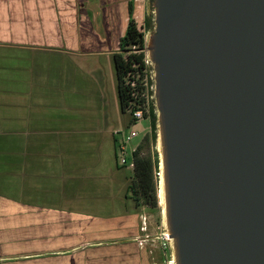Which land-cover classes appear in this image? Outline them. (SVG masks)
I'll return each instance as SVG.
<instances>
[{"label": "water", "instance_id": "obj_1", "mask_svg": "<svg viewBox=\"0 0 264 264\" xmlns=\"http://www.w3.org/2000/svg\"><path fill=\"white\" fill-rule=\"evenodd\" d=\"M169 264H264V0H148Z\"/></svg>", "mask_w": 264, "mask_h": 264}, {"label": "crops", "instance_id": "obj_2", "mask_svg": "<svg viewBox=\"0 0 264 264\" xmlns=\"http://www.w3.org/2000/svg\"><path fill=\"white\" fill-rule=\"evenodd\" d=\"M16 1L20 4V0H0L2 34L5 5ZM129 1L28 0L29 26L23 29L21 18L16 17L11 36L20 38L16 32L27 31L29 43L36 45V30H46L47 24L54 23L58 30L67 25L68 31L69 25L74 35L78 31V39L72 37V41L85 45L97 40L103 47L107 38L96 30L100 20L101 32L111 37L108 45L118 49L128 25ZM69 11L73 12L71 21L66 18ZM118 23L121 27L124 23L120 31ZM67 59L84 58H61V63ZM25 72L32 82L24 91L33 92L34 71ZM79 75L87 80L84 96L96 103L87 107L81 103L79 118L74 120L67 117L72 115L68 106L55 103L62 112L59 121H66L61 128L46 127L47 116L35 114L40 111L35 103H23L21 113L20 101L14 98L13 129L6 133L16 139L14 172L12 194H0V264H165V252L159 245L164 244L163 229L149 233L147 222L143 231L141 216L150 213L144 205L128 202L130 185L116 163L119 137L113 133L116 127L107 109L103 71L97 67L87 73L80 70ZM12 89L18 96L16 84ZM72 89L76 90L65 93L73 94ZM153 241L156 246H151Z\"/></svg>", "mask_w": 264, "mask_h": 264}, {"label": "rangeland", "instance_id": "obj_3", "mask_svg": "<svg viewBox=\"0 0 264 264\" xmlns=\"http://www.w3.org/2000/svg\"><path fill=\"white\" fill-rule=\"evenodd\" d=\"M27 1L23 3V1L21 2L20 0V4L16 1L13 4L5 5V18L2 24V28L5 29V32L4 34L0 33V43H4L0 45V194L6 195L12 194L11 187L14 172V159L12 151L15 146L16 139L12 134L6 133H12L13 113L11 107L15 97H17L20 101L21 113H24V109L22 107L23 103H35V105L40 108V111L35 112V114L39 116H47V120L45 121L46 127L61 128L66 124V121H59V119H62V112L60 109L55 107V103L59 105L65 104L69 107L68 110L72 115H68V119H78L81 103H83L84 107L90 106L88 104L91 102L94 104L96 103L95 99L91 100L87 97V95L84 96L87 89V80L80 78L79 71L81 70L87 73L95 70L97 67H100L104 74V86L108 104L107 109L111 121L114 123L116 129H122L124 131L128 130L129 123L131 121V115L128 112H123L121 110L118 96V80L113 53L118 52L119 48L114 49L113 46L108 45L111 37L107 34L108 32H101L102 24L100 20H98L99 25L96 27V30L98 32L100 31L101 35L107 38V42L103 45V47L99 46L97 40L90 41L85 45H81L80 40L72 41V37H74V39H78V37H76L78 31H76L74 35L73 30L70 29L69 25L68 31L66 30L67 25H64L63 30H58L56 29V25L54 23H51L52 26L47 24L46 30H41L39 28L36 30L35 33L38 38L36 45H34L29 43L27 31L24 33L23 30L20 32V30L15 29L19 31L16 32V34L20 33V38L11 36V30L14 26L13 21L16 17L21 18V26L23 29H27L29 26V10ZM68 14L69 15H67L66 18L71 21L73 12L69 11ZM147 16L148 0H135V21L138 24V27L145 32V35L151 29L146 22ZM123 26L124 23L122 27ZM122 27L119 26L118 23L117 31H120ZM67 38H70L69 43ZM98 40L102 43L99 38ZM25 50H28L29 52L25 53ZM111 50L113 53L110 52ZM61 58L84 59L82 61H72L67 59L64 60L63 64L61 63ZM62 65H64L63 68H61ZM28 70L34 71V88L36 90H33V92L30 90L29 92L24 91V88L29 86L32 82L29 72H25ZM88 77L90 78V76ZM15 84L20 90L18 96L12 92L13 85ZM71 88L76 89H72L73 94L69 95L68 93H65V90L70 91ZM76 105H78V110L76 109ZM82 121H84V119H82ZM150 122L152 126L151 131H153L151 118ZM150 122L149 120H142L132 126L138 130L140 135L131 141V146H135L141 142L143 139L142 136L145 132V127H147ZM123 135V133L117 134L118 137ZM20 140L25 143L22 138ZM27 145L28 143L26 142V146ZM155 150L156 143L150 147H145L142 152L143 154H148L149 152L154 154ZM111 151H113V148ZM111 151L110 149L108 150V152ZM108 161L112 162V159H108ZM116 163L118 168H121L124 172V176H126L127 182L130 185L134 178V171L131 166V162L128 161L127 165H122L120 164V161L116 159ZM130 199L131 200L128 202L134 203V199L131 197ZM118 211H121V209ZM145 212L148 214L150 213V218L147 220L149 229L148 232L154 234L159 232L162 229L160 211H153L145 206ZM163 242L164 244H162V241L159 242V245L163 249V252H165V264H167L170 260V253L167 244H165L164 240ZM152 244L153 245L151 246H156L157 243L156 241H153Z\"/></svg>", "mask_w": 264, "mask_h": 264}, {"label": "trees", "instance_id": "obj_4", "mask_svg": "<svg viewBox=\"0 0 264 264\" xmlns=\"http://www.w3.org/2000/svg\"><path fill=\"white\" fill-rule=\"evenodd\" d=\"M146 22L149 28L152 27V18L147 16ZM114 61L117 74V89L120 100L121 110L126 112V107L131 100L129 89L124 84L126 73L131 70L134 62L139 63V69L150 65L145 62V32L138 27L135 21V0H130L128 3V25L125 34L119 41V51L114 52ZM141 91V89L139 88ZM150 117L152 119L153 131L142 136L137 149L132 152L129 160L134 164V178L129 186L131 198L135 204L140 207L142 205L155 211H160L158 205V153L155 150L154 154L149 152L143 154L142 150L145 147H150L156 143V115L153 100L150 103ZM133 122L130 121L129 126ZM119 143L120 139L116 138ZM117 160L119 155L117 151Z\"/></svg>", "mask_w": 264, "mask_h": 264}, {"label": "built area", "instance_id": "obj_5", "mask_svg": "<svg viewBox=\"0 0 264 264\" xmlns=\"http://www.w3.org/2000/svg\"><path fill=\"white\" fill-rule=\"evenodd\" d=\"M145 62L147 64L148 61L145 59ZM139 63L134 62L132 64L131 70H129L125 77H124V84L129 89V94L131 97V100L129 101L126 112H128L131 115V126H129L127 131H124L122 129H115L113 133L115 135L119 133H123L124 135L119 137L120 142L118 143L117 149H118V155H119V161L122 165H127L129 160V157L131 156L132 152H134L138 145L131 146V141L135 138H137L140 133L138 130L133 128L132 126L134 124H137L141 122L142 120H149L150 122V103L153 100V83H152V76H151V69H149L148 66H145L144 68L139 69ZM141 89V91L139 90ZM152 126L151 122L147 127H145V132L143 136L146 133L152 132ZM131 166L134 168V164L132 161ZM141 222L142 226L141 229L143 231L147 230V220L148 216L142 215L141 216ZM164 240V238H163ZM165 241V240H164ZM143 240L140 241L139 244H142ZM166 244V242H165Z\"/></svg>", "mask_w": 264, "mask_h": 264}]
</instances>
